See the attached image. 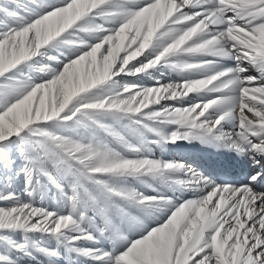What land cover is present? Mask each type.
Returning <instances> with one entry per match:
<instances>
[{
    "label": "snow or ice",
    "instance_id": "1",
    "mask_svg": "<svg viewBox=\"0 0 264 264\" xmlns=\"http://www.w3.org/2000/svg\"><path fill=\"white\" fill-rule=\"evenodd\" d=\"M0 264H264V0H0Z\"/></svg>",
    "mask_w": 264,
    "mask_h": 264
},
{
    "label": "bare ground",
    "instance_id": "2",
    "mask_svg": "<svg viewBox=\"0 0 264 264\" xmlns=\"http://www.w3.org/2000/svg\"><path fill=\"white\" fill-rule=\"evenodd\" d=\"M173 156V155H172ZM174 157V156H173ZM175 158V157H174Z\"/></svg>",
    "mask_w": 264,
    "mask_h": 264
}]
</instances>
